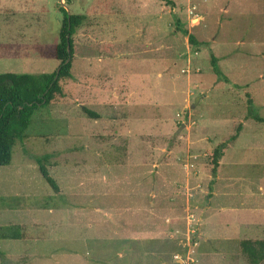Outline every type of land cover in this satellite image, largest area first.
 Instances as JSON below:
<instances>
[{
	"label": "rangeland",
	"instance_id": "obj_1",
	"mask_svg": "<svg viewBox=\"0 0 264 264\" xmlns=\"http://www.w3.org/2000/svg\"><path fill=\"white\" fill-rule=\"evenodd\" d=\"M60 7L84 16L72 77L0 166V233L27 237L1 238L0 264H249L240 241L264 239V124L247 118L249 96L264 116V0H0V73L58 69Z\"/></svg>",
	"mask_w": 264,
	"mask_h": 264
},
{
	"label": "trees",
	"instance_id": "obj_2",
	"mask_svg": "<svg viewBox=\"0 0 264 264\" xmlns=\"http://www.w3.org/2000/svg\"><path fill=\"white\" fill-rule=\"evenodd\" d=\"M71 1L73 0H67L68 3ZM60 10L63 12L60 39L54 47V57L60 62L58 66L59 72L56 70L40 74L0 73V166L10 165L13 157V148L17 143L24 144L27 137V129L32 123L35 111L48 107L57 95L62 96L64 93L60 81L72 77V59L74 55L72 36L76 28L82 23L84 16L81 14L68 15L64 7H60ZM177 23L179 24L178 19ZM181 30L187 33L185 29L181 28ZM68 33L70 34L69 41H67L66 37ZM189 41L194 47L209 46L208 42H199L193 34H189ZM210 56L214 73L218 79L228 82L229 78L217 66L218 58L213 52H210ZM56 75L58 76L56 77ZM247 103V118L264 124V116L255 110L250 96L247 99ZM83 111L90 118L99 117L97 112L86 107H83ZM241 129L242 126L239 125L237 133L230 136L228 142H223L213 149L211 164L214 176L217 174L220 159L224 156L228 143L237 139ZM47 159V155L38 158L40 173L54 192L59 193L60 187L58 183L50 175L44 164ZM19 228H24V225L7 228L6 230L9 229V232L0 233V239L27 238L23 231H19ZM239 246L249 264L264 263V239L245 238L240 241Z\"/></svg>",
	"mask_w": 264,
	"mask_h": 264
},
{
	"label": "water",
	"instance_id": "obj_3",
	"mask_svg": "<svg viewBox=\"0 0 264 264\" xmlns=\"http://www.w3.org/2000/svg\"><path fill=\"white\" fill-rule=\"evenodd\" d=\"M67 12H68V15H70V12L67 10ZM70 29V28H69ZM67 41H69V39H70V34L68 33L67 34ZM57 72H59V68L57 69ZM58 74V73H57ZM58 75H56V77H57Z\"/></svg>",
	"mask_w": 264,
	"mask_h": 264
}]
</instances>
